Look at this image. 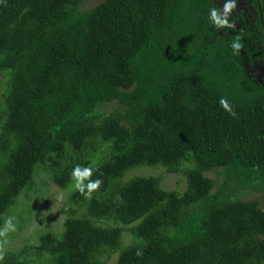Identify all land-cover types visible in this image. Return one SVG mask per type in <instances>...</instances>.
<instances>
[{
  "label": "trees",
  "instance_id": "obj_1",
  "mask_svg": "<svg viewBox=\"0 0 264 264\" xmlns=\"http://www.w3.org/2000/svg\"><path fill=\"white\" fill-rule=\"evenodd\" d=\"M84 1L0 0V224L40 172L67 191L63 228L0 264H264V208L244 197L264 192V84L236 35L218 33L207 0ZM76 165L103 181L91 200ZM160 166L183 191L127 176Z\"/></svg>",
  "mask_w": 264,
  "mask_h": 264
},
{
  "label": "rangeland",
  "instance_id": "obj_2",
  "mask_svg": "<svg viewBox=\"0 0 264 264\" xmlns=\"http://www.w3.org/2000/svg\"><path fill=\"white\" fill-rule=\"evenodd\" d=\"M100 1L85 0L83 7L92 8ZM4 78V72L0 70V114H3L5 106V97L3 95L5 88ZM116 109L123 111V108L117 103L104 104L99 107V110L107 113L115 111ZM135 174L159 176L162 179V186L166 189L183 191L186 187L185 176L183 174L169 172L162 166L141 167L131 170L127 176ZM208 174L217 179L215 172ZM45 180H47L46 175L42 172L38 173L32 188L27 190L25 194H22L16 205L3 216L4 221L8 217H13L14 223L17 226L15 232L8 234V243L5 245V252L8 250L17 251L26 243L35 242L41 231H59L63 228L65 214L62 211V206L67 200V191L60 189L54 184L48 187L47 184L45 185ZM244 197L258 199L260 205L264 208V192L256 193L249 190L245 193ZM3 224L4 222L0 224V227ZM126 241L127 243L129 242L128 239ZM117 255V253L114 254L107 264H114L117 261ZM26 259L32 262V264H43L46 261V258H41L35 253L29 254Z\"/></svg>",
  "mask_w": 264,
  "mask_h": 264
},
{
  "label": "flooded vegetation",
  "instance_id": "obj_3",
  "mask_svg": "<svg viewBox=\"0 0 264 264\" xmlns=\"http://www.w3.org/2000/svg\"><path fill=\"white\" fill-rule=\"evenodd\" d=\"M211 8L222 7L225 0H207ZM231 22L236 30H218L220 35H240L243 49L236 56L249 78L264 84V0H237Z\"/></svg>",
  "mask_w": 264,
  "mask_h": 264
},
{
  "label": "clouds",
  "instance_id": "obj_4",
  "mask_svg": "<svg viewBox=\"0 0 264 264\" xmlns=\"http://www.w3.org/2000/svg\"><path fill=\"white\" fill-rule=\"evenodd\" d=\"M237 8V0H225L222 7L213 6L210 9V21L217 30H236V25L231 22V15ZM242 37L236 35L230 44L233 50V55L239 56L243 49ZM219 105L227 113L235 117L236 113L226 98H220ZM94 175V169L91 166L76 165L71 172V179L74 182V188L85 199H93L94 193H96L103 183L99 178L92 179ZM17 226L14 223L13 217H8L2 227H0V262L5 260V245L8 243L7 237L10 232H15ZM138 256L142 255L141 251L136 253Z\"/></svg>",
  "mask_w": 264,
  "mask_h": 264
}]
</instances>
